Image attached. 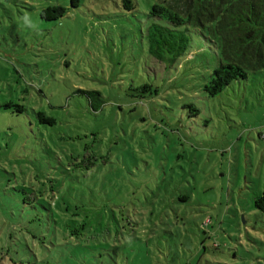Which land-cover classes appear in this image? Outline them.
I'll list each match as a JSON object with an SVG mask.
<instances>
[{
	"label": "rangeland",
	"instance_id": "obj_1",
	"mask_svg": "<svg viewBox=\"0 0 264 264\" xmlns=\"http://www.w3.org/2000/svg\"><path fill=\"white\" fill-rule=\"evenodd\" d=\"M132 2L0 0V264H264V70L207 95L215 45L157 60Z\"/></svg>",
	"mask_w": 264,
	"mask_h": 264
},
{
	"label": "trees",
	"instance_id": "obj_2",
	"mask_svg": "<svg viewBox=\"0 0 264 264\" xmlns=\"http://www.w3.org/2000/svg\"><path fill=\"white\" fill-rule=\"evenodd\" d=\"M76 1L71 0L73 7ZM156 1L148 13L154 21L147 30V43L149 52L157 60H173L182 56L189 44V28L208 37L218 50V66L204 87L207 95L215 96L234 81L244 80L248 74L264 70V0ZM134 5L132 0H123V6L128 10H132ZM67 10L63 6H50L43 9L40 16L47 20L58 19ZM141 88L145 91L149 86ZM78 92L86 96L93 112L103 105L99 92ZM10 106H15L18 112L23 111L22 106L13 103L5 105ZM35 115L41 122H54L42 112ZM255 205L264 211V196L257 198Z\"/></svg>",
	"mask_w": 264,
	"mask_h": 264
},
{
	"label": "clouds",
	"instance_id": "obj_3",
	"mask_svg": "<svg viewBox=\"0 0 264 264\" xmlns=\"http://www.w3.org/2000/svg\"><path fill=\"white\" fill-rule=\"evenodd\" d=\"M24 21H25V23H29L27 16L24 17Z\"/></svg>",
	"mask_w": 264,
	"mask_h": 264
}]
</instances>
